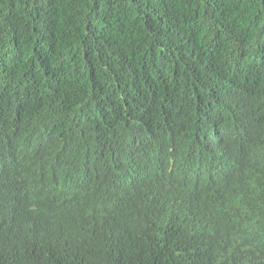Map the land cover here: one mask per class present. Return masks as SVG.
<instances>
[{"label":"trees","instance_id":"1","mask_svg":"<svg viewBox=\"0 0 264 264\" xmlns=\"http://www.w3.org/2000/svg\"><path fill=\"white\" fill-rule=\"evenodd\" d=\"M0 264H264V0H0Z\"/></svg>","mask_w":264,"mask_h":264}]
</instances>
